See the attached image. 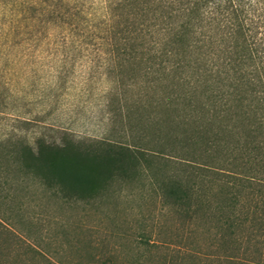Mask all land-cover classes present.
Listing matches in <instances>:
<instances>
[{
	"label": "rangeland",
	"instance_id": "obj_1",
	"mask_svg": "<svg viewBox=\"0 0 264 264\" xmlns=\"http://www.w3.org/2000/svg\"><path fill=\"white\" fill-rule=\"evenodd\" d=\"M103 6L0 0V264H264V230L225 243L208 218L163 208L155 182L179 166L163 167L156 129L128 117L152 89L131 44L108 35ZM39 145L149 149L154 162L83 200L24 165Z\"/></svg>",
	"mask_w": 264,
	"mask_h": 264
},
{
	"label": "trees",
	"instance_id": "obj_2",
	"mask_svg": "<svg viewBox=\"0 0 264 264\" xmlns=\"http://www.w3.org/2000/svg\"><path fill=\"white\" fill-rule=\"evenodd\" d=\"M103 5L108 35L131 44L126 54L140 60L152 89L128 117L156 129L163 167L169 160L179 166L155 182L163 208L182 219L208 218L222 242L250 241L264 230V0ZM149 151L108 146L81 154L39 145L22 155L59 192L84 200L113 175L151 170Z\"/></svg>",
	"mask_w": 264,
	"mask_h": 264
}]
</instances>
